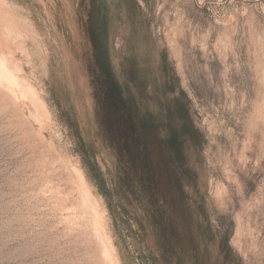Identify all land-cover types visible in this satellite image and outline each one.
<instances>
[{
	"label": "rangeland",
	"instance_id": "obj_1",
	"mask_svg": "<svg viewBox=\"0 0 264 264\" xmlns=\"http://www.w3.org/2000/svg\"><path fill=\"white\" fill-rule=\"evenodd\" d=\"M140 2L112 100L90 0H0V264H264V0ZM168 79L197 130L185 205L142 172Z\"/></svg>",
	"mask_w": 264,
	"mask_h": 264
},
{
	"label": "flooded vegetation",
	"instance_id": "obj_2",
	"mask_svg": "<svg viewBox=\"0 0 264 264\" xmlns=\"http://www.w3.org/2000/svg\"><path fill=\"white\" fill-rule=\"evenodd\" d=\"M141 5L140 0H90L89 20L93 58L106 77L108 95H112L110 97L112 100L116 99L114 92L116 63L113 60L111 44L115 45V42H118L120 26L134 25V18L138 15ZM123 61H126L125 68L128 81L132 82L135 70H138L137 61L133 56H126ZM123 64L125 63L123 62ZM144 77L147 78L146 74ZM164 86L168 89L169 95H173L172 104L174 111L171 108L169 109L173 123L171 122L170 132L164 136L161 126L163 118H167L164 112L157 114L155 128L148 122L152 113L149 111L143 112V122L140 130V157L142 172H144L145 177L144 185L147 187L149 184L145 174L146 171L149 174L153 171L156 178L155 183L159 180L158 185L161 186L162 180L160 178L163 169L169 168L175 200L178 203L181 199L183 201L182 204L185 205L184 203H187L186 196H188L187 188L190 187L194 176L193 168L188 162L186 150L187 144L196 139L197 130L182 112L175 113V110H179V100L183 98L182 91H178L177 80L168 79ZM147 88L145 85L142 89L144 97ZM167 120H169V117ZM151 136H154L153 145ZM153 157L155 161L154 159L152 160ZM149 176H152V174Z\"/></svg>",
	"mask_w": 264,
	"mask_h": 264
},
{
	"label": "bare ground",
	"instance_id": "obj_3",
	"mask_svg": "<svg viewBox=\"0 0 264 264\" xmlns=\"http://www.w3.org/2000/svg\"><path fill=\"white\" fill-rule=\"evenodd\" d=\"M4 29V28H3ZM19 47V46H18ZM2 73V72H1Z\"/></svg>",
	"mask_w": 264,
	"mask_h": 264
}]
</instances>
